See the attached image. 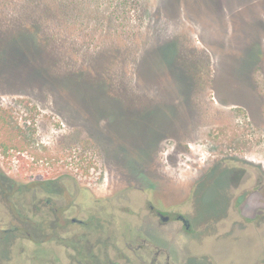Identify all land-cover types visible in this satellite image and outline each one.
<instances>
[{
	"label": "rangeland",
	"instance_id": "374dc122",
	"mask_svg": "<svg viewBox=\"0 0 264 264\" xmlns=\"http://www.w3.org/2000/svg\"><path fill=\"white\" fill-rule=\"evenodd\" d=\"M0 171L68 176L81 198L129 184L132 207L193 219L186 264H264V0H0ZM0 218L16 223L3 195Z\"/></svg>",
	"mask_w": 264,
	"mask_h": 264
},
{
	"label": "flooded vegetation",
	"instance_id": "af4514ba",
	"mask_svg": "<svg viewBox=\"0 0 264 264\" xmlns=\"http://www.w3.org/2000/svg\"><path fill=\"white\" fill-rule=\"evenodd\" d=\"M246 169L236 165L222 168L226 185L238 186ZM66 177H43L35 186L23 183L16 187L15 181L0 171V195L16 222L4 226L0 218V264L187 263L192 254L189 239L195 231L189 215L166 209L148 198H136L137 207H132L129 184H115L111 178L106 183L107 190L88 196L83 193L81 198L82 187L69 186L71 182L66 183ZM263 183L260 177L258 188L253 191L261 189ZM15 192L19 206L11 198ZM22 195L33 198L21 199ZM248 195L234 196L233 208L227 203L222 209L227 212H221L223 218L229 214L234 217L227 225V234L239 236V217L248 215ZM263 212L264 209H257L254 217ZM32 214H39L41 223L33 225Z\"/></svg>",
	"mask_w": 264,
	"mask_h": 264
},
{
	"label": "trees",
	"instance_id": "16d2710c",
	"mask_svg": "<svg viewBox=\"0 0 264 264\" xmlns=\"http://www.w3.org/2000/svg\"><path fill=\"white\" fill-rule=\"evenodd\" d=\"M32 33L33 29H31V31L28 29H22V31L20 30L18 32H15V35L17 36L18 40L24 41L28 45V47H31V38L33 36Z\"/></svg>",
	"mask_w": 264,
	"mask_h": 264
}]
</instances>
